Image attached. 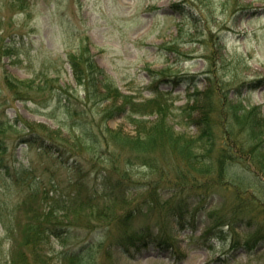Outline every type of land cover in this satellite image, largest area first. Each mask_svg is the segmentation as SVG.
Returning <instances> with one entry per match:
<instances>
[{
  "label": "rangeland",
  "instance_id": "1",
  "mask_svg": "<svg viewBox=\"0 0 264 264\" xmlns=\"http://www.w3.org/2000/svg\"><path fill=\"white\" fill-rule=\"evenodd\" d=\"M80 40L88 42L95 63L136 100L152 97L154 89L167 92V120L176 132L186 133L187 140L198 132L192 119H199L201 112L190 106L203 107L204 78L210 70H217L230 100L240 98L243 105L253 106L264 121V0H0V121L15 123L0 132V144L6 146L0 151L6 165L0 163V264H10L15 251L24 249V229L33 212L44 213L55 196L64 202L77 194L82 198L96 183L89 155L82 154L84 180L77 193L73 158L63 160L67 153L58 162L54 145L39 135L43 125L55 131V122L42 114L44 110H36L34 102L16 99L4 80L5 74L25 79L42 72V83L55 77L83 102V86L73 79L68 63ZM185 105L188 109L180 110ZM123 115L115 112L105 124L133 134L136 128ZM23 121L37 132L23 130ZM47 147L54 156L45 152ZM165 155L159 159L165 164H157L147 178H159L163 171L173 177L174 157ZM233 171L251 184L249 191L237 196L226 187L215 197L193 198L181 228L162 215L143 213L132 219L133 232L143 228L150 238L163 236L158 237L159 245L154 240L129 256L111 246L108 254L103 248L116 233L107 225L109 218L72 211L56 223L59 235H69L65 245L51 237L45 244L46 257L50 264H61L57 250L103 238L100 257L105 264H264V240L253 248L244 245L257 227L264 234V187L259 186L264 175L241 166Z\"/></svg>",
  "mask_w": 264,
  "mask_h": 264
},
{
  "label": "trees",
  "instance_id": "2",
  "mask_svg": "<svg viewBox=\"0 0 264 264\" xmlns=\"http://www.w3.org/2000/svg\"><path fill=\"white\" fill-rule=\"evenodd\" d=\"M80 43L79 50L68 56V62L73 79L83 86V102L74 99V94L55 77L44 78L42 83V72L25 79L4 75L5 83L16 99L34 102L36 110H44L42 114L55 122L57 129L53 133L49 131L51 128L43 125L45 129L42 127L39 135L54 145L58 162L62 163L61 158L67 153L63 160L73 158L71 166L63 164L77 174L74 180L77 193L81 188L80 181L84 180L80 175L82 154L89 155V168L94 169L93 180L96 182L82 198L77 194L64 202L63 198L55 196L44 213L33 212L24 229V249L15 251L10 264H50L45 244L53 237L61 246L65 245L69 235L63 237L55 228L60 217L68 212L86 210L93 218H109L105 219L107 225L116 233L103 251L110 254V247L118 246L122 253L131 252V248L139 249L143 245L140 242L147 238L144 231L133 232L129 228L134 217L143 213L162 215L182 227L190 214L193 198L215 197L220 188L226 187L233 188L237 196L249 191L251 184L233 171L235 167L264 175V121L257 117L253 106L243 105L240 98L235 102L228 98L216 69L215 72L210 70L204 78L207 86L202 91L206 99L203 107L190 106L201 115L199 119L189 116L198 132L187 140L184 138L186 133L176 132L167 120L170 111L164 99L167 92L154 89L152 97L136 100L135 94L123 92L95 63L88 42L80 40ZM234 90L238 96L239 88ZM118 98L122 101L118 102ZM107 100L110 104L104 105ZM186 105L180 110H187ZM115 112H124L123 117L136 128L133 134L105 124ZM153 114L157 118L150 121L148 117ZM4 126L12 127L15 123L0 121V132ZM21 127L32 133L38 130L27 121H23ZM62 129L66 131L65 135L61 133ZM0 142H3L1 137ZM4 150L6 146L0 144V151ZM44 150L54 156L51 147ZM165 154L174 157L170 162L173 177L163 171L159 178H147V175H153L149 172H155L156 165L161 163L159 159ZM14 158L17 161L15 155ZM2 167L6 165L2 163ZM259 186L264 187V182ZM165 191L171 195L164 197ZM261 205L264 209L263 203ZM118 207L121 212L116 211ZM262 212L264 214V210ZM254 231L244 243L249 248L264 240L261 227ZM102 239H92L76 249L57 250L56 257H61V264H105L100 257ZM166 241L171 245L169 239L165 238Z\"/></svg>",
  "mask_w": 264,
  "mask_h": 264
}]
</instances>
